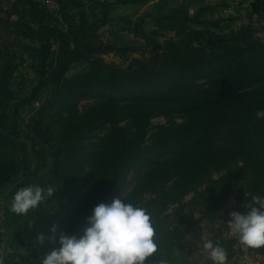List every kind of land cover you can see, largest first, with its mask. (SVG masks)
<instances>
[{
  "label": "trees",
  "instance_id": "trees-1",
  "mask_svg": "<svg viewBox=\"0 0 264 264\" xmlns=\"http://www.w3.org/2000/svg\"><path fill=\"white\" fill-rule=\"evenodd\" d=\"M90 1L110 9L107 0ZM87 2L61 0L60 22L54 26L45 24L44 14L31 0H15L8 10H0L6 15L0 17V29L3 20L7 30L13 27L18 36L33 37L40 47L26 48L43 64L29 94L8 92L10 43L0 45V178L13 185L33 184L30 168L40 157L37 141L45 140L53 150L58 202L47 219L37 223L46 236L52 235L54 224L81 234L94 206L111 203L135 167L147 168L125 198L147 208L157 229L158 251L146 264H157L158 258L181 264L182 242L203 219L213 221L234 196L245 211L254 195H264V119L256 116L264 108V25L231 28L228 20L208 18L209 6L192 15L186 1L171 7L170 0H160L147 13L156 27L153 34L173 36L162 35L165 40L155 43L150 55L136 56L123 67L104 58L115 47L100 33L107 21L91 20ZM74 65L86 68L72 74ZM86 98L97 101L77 116L78 103ZM36 103L41 105L33 118L29 150L19 146L17 120L25 107ZM58 108L78 117L62 120L59 134L51 117ZM122 114L134 122V131L121 125ZM157 118L168 124L158 126L155 146L146 148L149 128ZM176 118L184 122L169 123ZM107 127L87 172L86 146ZM18 189L9 192L10 202ZM191 193L199 217L185 211L184 199ZM146 194L154 197L139 201ZM170 205L177 208L175 221L167 225ZM6 215L25 226L38 216L34 209L21 215L8 209ZM213 241L227 249L229 259L234 256L236 239L215 236ZM37 246L45 255L56 245L46 240ZM249 250L262 254L264 246Z\"/></svg>",
  "mask_w": 264,
  "mask_h": 264
},
{
  "label": "rangeland",
  "instance_id": "rangeland-1",
  "mask_svg": "<svg viewBox=\"0 0 264 264\" xmlns=\"http://www.w3.org/2000/svg\"><path fill=\"white\" fill-rule=\"evenodd\" d=\"M61 0H31L33 5L44 14L45 24L51 26L59 25V3ZM88 1V0H84ZM116 1V0H115ZM115 1H110V9L103 10L102 6L97 5L96 2L90 1L91 20H106V24L100 30L102 38L105 42L112 44L115 51L111 54L105 55L104 58L108 62H114L120 66H126L128 62L141 54L150 55L155 43H161L167 38L173 36L171 33L163 32L162 35H155L153 31L156 27L147 13L153 12L155 5L160 0H128L131 4H117ZM186 1L190 6V12L193 15L197 10L201 12L202 6L211 7L212 12L207 16L210 19L222 18L228 20L226 23L231 28H238L243 24L253 23L257 26L264 25V2L254 0H170L171 7L178 6ZM15 0H0V10H8L11 8ZM109 2V1H108ZM1 18H6L4 11L0 12ZM17 16L11 20H16ZM3 30L0 29V45L10 43L8 59L12 70L9 80L6 84V90L9 92H16L18 96H26L32 90V87L39 80V72L43 70V64L30 53L26 46L35 45L37 48L40 44L33 39V37L18 36L16 29L11 27L8 30L2 20ZM22 43H21V42ZM4 45V46H5ZM3 46V47H4ZM2 47V48H3ZM57 48V45H54ZM42 52V50H41ZM42 53L37 54L41 57ZM2 62L0 61V72ZM86 65H74L71 73L75 74L78 71L84 70ZM96 98H86L79 101L77 109L82 115L88 108L95 105ZM40 103H36L33 107H25L18 115V126L21 130L19 138V146H27L30 150L31 138L29 137L33 118L37 116ZM77 116H70L69 113L62 112L56 109L51 113L52 120L55 122V128L59 134V126L62 120L73 119L77 121ZM165 118H157L152 120V125L149 128L146 148H152L156 144L158 136V126L168 124ZM184 122L183 118H176L169 121L170 124H181ZM121 125L134 131V122L126 114L121 115ZM108 133V127L98 130L94 135L92 143H88L84 151V164L87 172H90V164L99 150V143L101 139ZM59 140V136L57 137ZM20 146V147H21ZM40 150L39 159L32 162L30 168V176L33 184L48 186L54 188V192L47 199L43 200L40 205L34 209L37 211V217L30 225H24V221L13 222L12 218H7V210L10 209L11 202L9 200V192L15 187L25 186L23 181L17 182L15 185L11 184L7 179L0 178V238L3 245L7 249L6 252L12 257L17 254L19 250L26 248L27 258L23 262H30L33 264H40L44 254L39 250L36 239L41 234V225L37 223L39 219L45 220L51 214L53 208L57 205V187L54 184L56 176L54 174L53 166V150L43 139L37 141V147ZM147 171V168L142 169L140 166L135 167L126 179V183L122 191L117 197L123 199L131 195L139 178ZM94 183L91 179L90 185ZM124 195V197H123ZM194 193L186 196L184 203L186 212H193L196 217H199V206L196 203H191ZM116 197V198H117ZM154 197L152 194H146L142 199H149ZM138 201V202H139ZM177 205H170L165 211V221L167 225H171L175 221L174 211ZM195 210V211H193ZM232 211H239L243 213V203L239 201L236 196L220 208L213 221L203 219L199 227L188 232L187 238L182 242L181 252L178 253V259L181 264H212L208 257V251L204 249V239H212L217 236L221 239H236L234 245L235 254L228 259V264H264V252L262 254H254L249 250L248 246L242 245L238 242V238L228 226V220L231 219L230 213ZM45 223V221H44ZM2 249V248H0ZM47 251V250H46ZM49 252V251H48ZM39 253V254H38ZM38 256H34L37 255ZM8 255V256H9ZM153 256V255H152ZM15 260V259H14Z\"/></svg>",
  "mask_w": 264,
  "mask_h": 264
},
{
  "label": "clouds",
  "instance_id": "clouds-1",
  "mask_svg": "<svg viewBox=\"0 0 264 264\" xmlns=\"http://www.w3.org/2000/svg\"><path fill=\"white\" fill-rule=\"evenodd\" d=\"M256 116L264 119V108ZM53 192L51 185L22 186L12 196L10 211L27 214ZM230 217L228 226L240 244L250 248L264 246V195H254L243 213L232 211ZM51 233V236L41 233L36 239L39 244L50 240L56 245L42 257L40 264H146L158 251L157 229L151 212L125 197L95 205L81 234H70L56 224ZM203 247L212 264H228L227 249L219 241L205 238ZM0 264L4 261L0 260ZM157 264H169V261L158 258Z\"/></svg>",
  "mask_w": 264,
  "mask_h": 264
},
{
  "label": "crops",
  "instance_id": "crops-1",
  "mask_svg": "<svg viewBox=\"0 0 264 264\" xmlns=\"http://www.w3.org/2000/svg\"><path fill=\"white\" fill-rule=\"evenodd\" d=\"M107 1L110 2L112 0H107ZM113 1H115V0H113ZM146 1H148V0H146ZM152 1H154V0H152ZM254 1H256V0H254ZM257 1H259L261 3L264 2V0H257ZM115 3H117V4H126V3L127 4H131L132 1H130L128 3V0H116ZM0 248H2V249H0V260H3L4 261V264H33L32 260H30V262H23L25 260V258H27L28 256H30V255H27V251L30 250V248L29 249L23 248V249L19 250V252H17V254H15V255H13L11 257L6 252L7 249L3 245V242L1 240V238H0ZM38 254L37 255H34V256L36 257V256H38Z\"/></svg>",
  "mask_w": 264,
  "mask_h": 264
}]
</instances>
